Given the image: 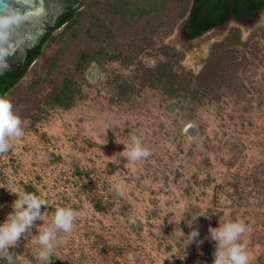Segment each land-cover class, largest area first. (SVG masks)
Wrapping results in <instances>:
<instances>
[{"label": "rangeland", "instance_id": "374dc122", "mask_svg": "<svg viewBox=\"0 0 264 264\" xmlns=\"http://www.w3.org/2000/svg\"><path fill=\"white\" fill-rule=\"evenodd\" d=\"M168 19L163 12L153 13L114 28L106 49L124 48L130 53L132 38L140 44L131 65L104 57L101 63L91 61L82 73L76 70L78 51L94 45L84 36L66 50L50 77L26 91L35 74H43V56L58 46L47 39L42 54L5 95L22 120L24 135L0 155L4 186L0 187V223L17 199L8 189L26 192V184H31L50 205L42 209L44 221H37L19 246L10 249L14 264H40L34 254L39 246L32 240L51 222L57 207H71L78 217L71 233L60 234L64 242L54 248L49 264H212L215 242L208 238L209 227L237 219L248 226L241 242L250 264H260L264 103L210 104L192 110L184 99L165 98L157 89L139 87L134 68L153 65L154 48L165 42L177 47L183 54L181 63L197 72L213 41L231 25L239 26L246 38L255 26L264 25V12L256 19H232L198 37L183 36L185 18L174 25ZM65 74L78 82L80 98L68 109L45 106L51 84ZM124 79L136 82L139 90L125 85L119 91ZM190 123L197 128L195 133L187 130ZM132 136L140 137L150 150L147 159L126 158ZM116 185L123 187V195L116 192ZM96 201L104 209H98ZM197 214L209 217L199 216L194 225L202 243L185 246L183 233L190 229L183 220L177 221ZM2 259L0 264H7Z\"/></svg>", "mask_w": 264, "mask_h": 264}, {"label": "trees", "instance_id": "16d2710c", "mask_svg": "<svg viewBox=\"0 0 264 264\" xmlns=\"http://www.w3.org/2000/svg\"><path fill=\"white\" fill-rule=\"evenodd\" d=\"M239 1L241 0H88L77 12H64L57 18L59 30L54 34H47L42 43L29 53L24 70L0 73V96L5 97L14 85L13 82L25 75L30 65L42 54L43 44L47 39L58 43V46L43 56V74H35L28 82L26 91H33L41 81L50 77L66 50L84 36L92 38L94 45L78 51L74 62L76 70L82 73L91 61L101 63L104 57L108 61L120 60L127 66L133 63L135 51L140 44L132 38L131 50L134 52L130 53L124 48L106 49L117 25L163 12L168 20L172 19V25L185 18L184 31L191 37H197L215 24L228 21L230 14L239 15L242 11L235 10ZM115 21L119 24L114 23ZM148 44L155 47L149 40ZM143 48L146 49L144 45ZM153 55L156 59L153 65L137 64L140 65L137 68L135 64L134 73L141 88L148 86L157 89L165 98L184 99L192 110L210 104L226 107L230 103L238 106L242 103H264V25L255 26L246 38L239 26L231 25L221 39L210 44L207 57L197 72L184 66L181 63L182 52L168 43H160L154 48ZM119 83V91L123 92L125 85L139 90L135 87L136 82L129 84L124 79ZM81 93L75 78L65 74L51 84L43 101L45 106L68 109L80 98ZM25 187L26 192L39 196L31 184H26ZM95 205L98 209H104L99 201ZM2 261L7 262L5 259ZM259 262L264 264V253L259 255Z\"/></svg>", "mask_w": 264, "mask_h": 264}, {"label": "clouds", "instance_id": "9594fccd", "mask_svg": "<svg viewBox=\"0 0 264 264\" xmlns=\"http://www.w3.org/2000/svg\"><path fill=\"white\" fill-rule=\"evenodd\" d=\"M18 24L14 0H0V70L8 67L6 58L10 55L3 42ZM23 135L22 120L19 114L14 111L8 98L0 96V155L7 154L12 143L22 138ZM150 155V150L144 146L141 138L132 136L130 147L125 152L126 158L137 162L147 159ZM0 187L4 186L0 185ZM8 190L10 193H15L17 199L12 202V211L0 223V258L5 259L7 264H14L10 249L19 246L21 238H25L26 234L37 225V221H44L46 213L42 209L50 207V205L46 198L34 193ZM115 190L118 194L123 195L121 185H116ZM199 216L209 218L208 214H197L187 220L181 216L177 221L179 224L183 220L190 229L186 235L182 232L187 238L185 246L191 243H202L199 229L194 226L198 224ZM77 217L78 213L73 208L57 207L51 222L39 229V234L32 240V243L39 246L34 254L40 264H49L54 257V248L64 242L60 234L71 233ZM246 231H248V226L242 219L218 222V227H209L208 238L215 242L212 264H250L246 246L241 242V237ZM128 258L134 260L132 254H129Z\"/></svg>", "mask_w": 264, "mask_h": 264}, {"label": "water", "instance_id": "95a60500", "mask_svg": "<svg viewBox=\"0 0 264 264\" xmlns=\"http://www.w3.org/2000/svg\"><path fill=\"white\" fill-rule=\"evenodd\" d=\"M87 1L14 0L15 14L19 24L13 28L8 38L3 42L10 55L6 58L8 67L0 70V73L11 70H24L29 53L40 45L47 34H53L59 29L57 18L64 12H77L86 5ZM182 32L184 37H190L183 29ZM16 83L17 81L14 84ZM187 130H193V133H195L197 128L193 123H190Z\"/></svg>", "mask_w": 264, "mask_h": 264}, {"label": "flooded vegetation", "instance_id": "af4514ba", "mask_svg": "<svg viewBox=\"0 0 264 264\" xmlns=\"http://www.w3.org/2000/svg\"><path fill=\"white\" fill-rule=\"evenodd\" d=\"M236 12L242 11L239 15L230 14L228 21L223 24H215L213 27L206 29L202 34L208 32L209 30H213L215 28L221 29L227 25V23L232 19H256L261 17L264 12V0H241L239 1L237 7L235 8ZM234 10V11H235ZM184 30V25H183ZM185 32V31H184ZM186 33V32H185ZM190 36L188 33H186ZM200 34V35H202ZM199 35V36H200ZM191 37V36H190ZM198 37V36H197ZM43 41V39H42ZM41 41V43H42ZM40 43V44H41ZM38 47V46H37ZM35 49V48H34ZM29 56V55H28ZM28 58V57H27ZM12 72L17 73L19 70H11ZM15 81L13 82V84Z\"/></svg>", "mask_w": 264, "mask_h": 264}]
</instances>
